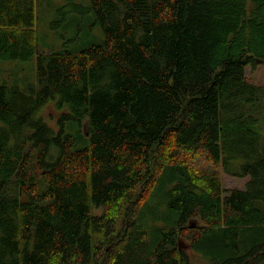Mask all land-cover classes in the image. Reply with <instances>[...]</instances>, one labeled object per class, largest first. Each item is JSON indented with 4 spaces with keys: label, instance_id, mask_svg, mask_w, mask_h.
<instances>
[{
    "label": "trees",
    "instance_id": "trees-1",
    "mask_svg": "<svg viewBox=\"0 0 264 264\" xmlns=\"http://www.w3.org/2000/svg\"><path fill=\"white\" fill-rule=\"evenodd\" d=\"M36 8L0 0V64L35 59L24 88L0 69V264H191L178 241L263 263L264 86L246 67L264 66V0L68 3L75 32L47 52ZM89 12L104 39L79 47ZM220 170L249 180L224 189Z\"/></svg>",
    "mask_w": 264,
    "mask_h": 264
},
{
    "label": "rangeland",
    "instance_id": "rangeland-1",
    "mask_svg": "<svg viewBox=\"0 0 264 264\" xmlns=\"http://www.w3.org/2000/svg\"><path fill=\"white\" fill-rule=\"evenodd\" d=\"M68 3H79L84 6H90V0H38V43L39 49L41 51H48L52 47H56L65 42V38L60 35L64 33L66 38L72 37L75 32V28L72 25H68L69 22L61 20L63 16L69 17V20L75 23L73 20L79 16L75 14L74 11L69 9L66 13L59 12V7L66 5ZM93 18L91 12L87 13L82 18V24H80V33L83 37L81 43L79 42V47H87L89 43L102 42L104 39L102 29L100 26L93 27L89 29L87 23ZM59 21V22H58ZM35 59L26 61H6L0 64L1 77L8 79L10 85L17 84L21 88L26 87L28 84H33L35 81L34 68ZM246 76L248 80L256 85L264 86V66H259L255 69L251 67H246ZM66 111L63 109H58L55 106L54 101H49V103L43 107L42 115L44 122L55 132L60 129V123L63 120L62 115ZM66 126L70 123L68 121H63ZM67 133L75 134V128L66 127ZM197 167H202L206 165V162L202 157H198V161L193 163ZM219 176L221 183L227 190L237 188L243 189L249 177L237 178L231 177L224 174L223 170H220ZM182 246L186 253L191 258V264H211L208 260L202 258V256L194 253L188 243L181 241ZM260 264H264L260 263Z\"/></svg>",
    "mask_w": 264,
    "mask_h": 264
},
{
    "label": "water",
    "instance_id": "water-1",
    "mask_svg": "<svg viewBox=\"0 0 264 264\" xmlns=\"http://www.w3.org/2000/svg\"><path fill=\"white\" fill-rule=\"evenodd\" d=\"M178 242H179V249H181L182 243L181 241H178Z\"/></svg>",
    "mask_w": 264,
    "mask_h": 264
}]
</instances>
